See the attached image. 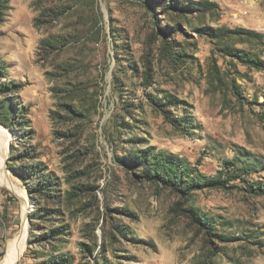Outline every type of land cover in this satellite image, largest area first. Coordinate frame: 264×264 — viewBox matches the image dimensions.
<instances>
[{
	"label": "rangeland",
	"instance_id": "rangeland-1",
	"mask_svg": "<svg viewBox=\"0 0 264 264\" xmlns=\"http://www.w3.org/2000/svg\"><path fill=\"white\" fill-rule=\"evenodd\" d=\"M177 2L0 0V89L23 85L0 108L28 110L16 130L0 123L14 135L6 170L31 205L18 264H264V38L246 36L264 37V0ZM220 28L243 31L228 45L259 69L206 34ZM148 149L223 171L225 185L150 180ZM23 214L0 183V264Z\"/></svg>",
	"mask_w": 264,
	"mask_h": 264
},
{
	"label": "trees",
	"instance_id": "trees-1",
	"mask_svg": "<svg viewBox=\"0 0 264 264\" xmlns=\"http://www.w3.org/2000/svg\"><path fill=\"white\" fill-rule=\"evenodd\" d=\"M178 0H169L170 6H174L175 2ZM174 2V3H173ZM185 4V3H184ZM178 6V5H177ZM176 7V6H174ZM183 7V6H180ZM178 6V8H180ZM191 9V8H190ZM4 22V13L3 8L0 6V24ZM207 31H211L208 33ZM206 34L209 35L212 39L216 40L218 42L219 46H222L220 49L222 52H225L226 54L233 56L240 60L242 63L251 66L253 68L259 69V66L263 64L259 58L255 57L251 53H246L242 50L234 49L229 44V41H231L235 36L243 35V31H234L231 29L226 28H220L216 31L206 29ZM246 36L249 38H256L258 40L263 41V36L256 34L254 32H247ZM222 44V45H221ZM172 44H170L168 41H166L165 50L170 55V59L172 62L176 63L178 61L176 53H174V50L171 48ZM225 46V47H223ZM6 76V68L2 60L0 59V77L5 78ZM23 89V85L21 84H9L4 83L1 85L0 94H10L15 95L19 91ZM18 107H14V105H7V102H5L3 105L8 108L9 116H11V124L8 125V123L0 119V123L3 125H6L10 130H16L18 128L15 119L18 116H26L28 110H22L21 105L19 107L20 101L17 99ZM3 106V107H4ZM169 105L167 103L160 104L158 107H161V110L164 112V114L167 115L166 108ZM0 108V111L3 109ZM4 107V108H5ZM155 149H148L145 151L142 156H140L141 160V167L144 170V176L148 177L150 180L160 181L164 182V184L171 188L174 191L180 192L182 189L189 191H195L199 189H214L219 188L225 185V181L222 180V172L218 177L210 178L202 176L198 173L197 168L190 169V167L187 165V161L184 159L179 158L178 156H169L164 153H158L154 154ZM241 175H233L230 178H240ZM46 185V184H44ZM260 194L264 195V188L260 186L259 188ZM32 194V193H31Z\"/></svg>",
	"mask_w": 264,
	"mask_h": 264
},
{
	"label": "bare ground",
	"instance_id": "bare-ground-1",
	"mask_svg": "<svg viewBox=\"0 0 264 264\" xmlns=\"http://www.w3.org/2000/svg\"><path fill=\"white\" fill-rule=\"evenodd\" d=\"M14 135L10 134L6 129L0 127V183L8 187L13 193L18 195L24 204L23 214V229L18 237H16L8 246L7 254L1 264H18L23 258L27 249V239L29 235V224L27 220V213L31 210V205L26 199V195L20 191L16 184L10 179L8 171L6 170V159L10 150V143Z\"/></svg>",
	"mask_w": 264,
	"mask_h": 264
},
{
	"label": "water",
	"instance_id": "water-1",
	"mask_svg": "<svg viewBox=\"0 0 264 264\" xmlns=\"http://www.w3.org/2000/svg\"><path fill=\"white\" fill-rule=\"evenodd\" d=\"M14 138V137H13ZM10 151H11V149H10Z\"/></svg>",
	"mask_w": 264,
	"mask_h": 264
}]
</instances>
